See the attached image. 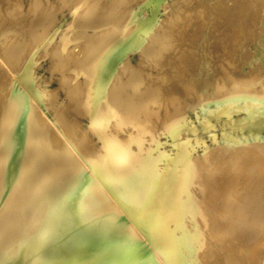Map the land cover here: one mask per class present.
<instances>
[{"label":"bare ground","instance_id":"bare-ground-1","mask_svg":"<svg viewBox=\"0 0 264 264\" xmlns=\"http://www.w3.org/2000/svg\"><path fill=\"white\" fill-rule=\"evenodd\" d=\"M121 1L30 0L23 17L21 0L1 1L0 60L12 74L0 76V264H264V96L231 97L251 84L223 71L219 93L229 97L211 106L245 111L242 120L226 119L249 132L237 143L257 149L232 156L221 144L222 152L195 156L179 137L187 123L173 101L187 86L171 76L215 73L210 61L198 66L190 49L210 34L200 19L188 27L183 7L182 20L170 18L174 27L147 35L152 19L128 21L125 7L137 3ZM65 12L77 20L56 41L57 15ZM154 39L160 50L149 67L161 70L169 94L163 114L149 111L148 94H140L144 68L137 73L124 55ZM44 58L67 100L35 80ZM159 131L173 137L174 155L160 152ZM233 138L224 133V142Z\"/></svg>","mask_w":264,"mask_h":264},{"label":"rangeland","instance_id":"rangeland-1","mask_svg":"<svg viewBox=\"0 0 264 264\" xmlns=\"http://www.w3.org/2000/svg\"><path fill=\"white\" fill-rule=\"evenodd\" d=\"M21 1L22 2H20V3H22V4L24 3L23 4L24 10H22L21 12L19 11L20 13L18 12V14H19V16L21 15L20 17H23V13L25 16L26 13L28 12L27 9L25 11V8L28 7V2L30 0H21ZM52 1L55 3L56 0H52ZM97 1L99 4L100 0H97ZM102 1L103 2L101 3V5H103L105 1H106L105 4L108 5V4H111L114 0L113 1L110 0L109 2H108V0H102ZM126 1L129 2L128 0H126ZM133 1L130 0L131 3L129 6L133 7L134 5H131L132 3H134V4L137 3V4L133 7V9L132 8L130 9V7H128V8L125 7L126 11L124 10L125 11L124 13H128L127 15H130V16L127 20L128 21L131 20L132 22H135V24L140 23L141 25H144L147 21L151 22V19H152V24L150 25V27L148 29L147 35L154 33L156 30L162 31V29L163 30L168 29L170 26L174 27L173 25H175V24L174 23L171 24L173 20H170V18H172L174 20L177 19L179 21L182 20L183 15L180 14V11L183 10V7H186L185 10L187 9L186 11L190 12L189 16L191 18V21L189 22L188 27H192L191 22L193 20L196 21V20L200 19V27H201L202 31H205V32L210 34L209 37L202 40L200 43H197V42L193 43L190 46V49L193 50L194 62L197 63L198 66H200V64H202L203 62H205V63L207 61L211 62V67L212 68L214 67L215 73L210 72L208 75H206L204 72L205 69H203V72H202L203 79L202 80H204V78H206L207 80H209V82L211 84H213V83L214 84L210 85L208 87V89L205 90V89L199 88L200 86L197 85L200 81H202L201 76H200V78L194 79L193 81L192 80L191 81H187V80L184 81L185 74H183L184 72L181 73V71L174 72V75L171 76L172 80L174 79L173 82H179L180 84L184 83V85L186 84L185 86H187V88H188V89L186 88V90H185V92L188 91L187 92L188 94L185 93L184 91H182V93L177 94V96H178L177 99L173 100L177 104V106H178L177 108H178L181 116H183V119L185 118V123H187L186 127L183 128V131L181 132V134L179 136L183 140V143H187L186 147H188V145H189V150L191 149V151L193 152V154H195V156L206 154L208 151H210L216 147L220 148L219 146L221 144H222V147L225 145V147H224L225 151L223 153H225V152L227 153V151L229 150L228 153H230L233 156L234 153L236 154L239 151H242V152L246 151V155H252V152H253L252 150H254V147H255L253 143L252 144H250L251 142L250 143H244V142L243 143H237L238 140H240L242 138V135L247 136L249 134V132H247L248 130L247 129L240 130L237 127H235L233 123L228 122V120L226 119V118H228L229 120H231V118L232 119L234 118L236 120H242L246 117L245 111H241L238 113H232V112L226 113L225 111H221L220 109L214 108L213 105L211 106V104L213 103V100H216V99L219 100V99H224V97L225 98L229 97V95L224 96V94L226 95L228 92L227 93L222 92V94L219 93L220 88H219V85L217 84V81L222 76L223 71H226V72L229 71L228 72L229 75H232L231 77H233V78L236 77V79H242V77H243L244 81L248 82V80H249V84H251V86H250L251 88L248 87V88H250L251 92L248 88H246V89L242 90V92H240V94L233 95L231 97H242V98L243 97H249L248 94L249 95L254 94V96H259V97L262 94V96H264V94H263L264 87H262L263 83H264L263 82L264 81V78H263V76H264V72H263L264 71V0H135L136 2H133ZM95 2H93V3H95ZM121 3H125V2L121 1ZM0 4H1L0 8L3 7L2 2ZM95 5H97V4L95 3ZM95 5H93V6H95ZM123 9L124 8H122L121 10H123ZM170 11L175 12V13L170 14ZM166 13H168V14H166ZM76 18H77L76 15L75 16L71 15V14L69 15L67 12H65L64 15L58 13V15H57L58 21L56 22V28L58 30L57 34L55 36L56 41L60 40L59 38L62 37L60 34H61V31L63 29H65V27H67L66 25L71 24L72 22L77 20ZM142 22H143V24H142ZM149 22H147V23H149ZM162 26H163V28H162ZM62 32L64 34V30ZM115 32L116 31L113 30L112 34H110V35H117V32H116V34H115ZM74 35L76 36V34H74ZM65 36H68V34ZM69 36L72 37L73 34L72 35L69 34ZM159 40H161V39H154L152 41H144L143 40L139 44V46L136 45L133 47L131 45V48H129V49L127 48L128 51L124 50L125 54H124V52H123V54L125 55V58H128V61L129 60L131 61V62L129 61V63L131 64L130 66L131 67L133 66L134 70L137 73L138 72H139V74L144 73V74H142L143 76L142 75L141 76L148 80L147 81L145 79H141L142 77L140 75H138V79L140 76L139 82L141 80L142 81L144 80V84L146 85V86L145 85L143 86L142 91L140 90L141 91L140 94H142V95L148 94L147 97L148 96L149 97H148L147 103H149L148 104L149 107L151 104V108H149L150 109L149 111H151V112L156 111L157 113L158 112L160 113V111H161V114H163L164 111H162V110L159 111V109L161 108L160 105H162V109L164 106L163 110H165V111L169 107V105H168L169 103L166 101L167 96H169V94H167V96H166V94L164 93L165 90L163 91V89H164L163 79H162V81L160 78L158 79V77L162 78L163 73L161 72V70H158L159 72H156L157 69L153 68L154 70H156V71H154L152 68L149 67L152 63L151 61L155 60L154 55L157 52L155 54H154V52L156 51V49H159V48L155 49L156 45L159 46V43L161 42ZM218 40H221L220 46L217 45ZM156 43H158V44H156ZM128 47H130V46H128ZM150 47L152 48L151 50H150ZM143 48H146L150 52H147V54H144L143 58L141 59L140 58L141 55H139V54H140V51L143 50ZM150 54H153V55L150 56ZM129 57H130V59H129ZM143 59H144V63H143L144 65L142 64ZM0 61L2 62V64L0 63L1 64L0 67L2 68V69H0V72L2 73V71L4 70V67L6 68L5 70L7 71L6 72L4 70L5 72L3 71V73L0 74V76H2L1 78H3V79H4V77L6 78V76H8L7 79H9L10 78L9 74H12V73H8L11 71L8 70L9 68L7 67V65H5V63L2 60H0ZM148 61H150V62H148ZM138 64L142 67H140L139 69H135V68H138V66H139ZM145 67H146V69L149 67L148 68L149 70L146 71ZM141 68L142 69L144 68L143 72H141V70H142ZM150 69H152V70H150ZM194 69H193V72L195 73L196 70L194 71ZM147 72H148V75H147ZM4 73H8V74L5 75ZM50 73L52 74V72H50V69H49L48 58H44L40 61L39 67L37 69V73L35 75V80L41 82L42 85H44L48 89H50V90L47 89L49 91V93L52 92L53 90H54L53 93L56 91L54 94L60 101L67 100L66 97H64V93L62 92V90L59 87L60 84H59V82H57L58 81V79H56L57 76L54 74L49 75ZM248 75H250V76H248ZM12 76H11V78H12ZM51 76H53L54 79ZM152 76H154V77H152ZM49 77L51 78L50 80L47 79ZM151 77L154 79H152ZM223 77H224V74H223ZM259 77H262V78H259ZM149 78H151V79H149ZM250 79H252L254 81V83H252L253 81L252 80L250 81ZM261 79H263L262 82H260ZM149 80H151V86L149 84L150 83ZM152 80H154V81L152 82ZM155 80L158 83H155ZM169 82L172 83V81H169ZM259 82L262 85H260ZM153 83H155L156 85H154ZM159 84L162 86H160ZM253 84H254V86L252 88ZM157 85H158V87H157ZM155 86H156V88H155ZM148 87H150V88H148ZM162 87H163V89H162ZM189 87L193 88V89H191L192 91L190 90ZM131 88H132L131 91L132 90L134 91L133 87H131ZM196 88H197V90H195ZM171 89L172 88H170V90ZM256 89H257V91H256ZM189 90H190V93H189ZM202 90H205L206 94ZM252 90H255V91H252ZM245 91H246L247 95L244 94ZM191 92L194 94L193 96H195V97H196L195 94L198 95L196 97V100L194 99L195 97L193 98ZM242 93H243V96H242ZM163 95H165L164 96L165 98L163 97ZM160 97H162V98H160ZM174 97H176V95ZM221 97H223V98H221ZM47 98H49V96ZM178 99H179V101H181V104L184 105L185 111H183V112L181 111L182 108L181 107L179 108L180 102L177 101ZM188 99H192V102L190 103ZM156 100H157V102H156ZM161 101H163V102H161ZM164 101H166V102H164ZM154 103H156V104H154ZM194 103H195V105H194ZM152 105H153V107H152ZM155 105H156V107L157 106L158 107L156 108ZM186 106L188 109H186ZM77 110L79 113L82 111V108L81 109L79 108ZM213 112H222V116H214L213 114H210ZM159 133H158L159 135L157 134L159 136V137L157 136V139H158V145L160 147L159 148L160 152H165L168 155H174V153H176L177 147H175V145H174V141L172 140L173 137L168 135V134H163L160 131H159ZM224 133L230 134L234 138L229 140V141L224 142ZM260 134L262 135L261 141H263V143L261 145L264 147V130ZM249 140L250 139H248V141ZM146 143H149V142L146 141L145 144ZM155 144H156V142H154V146L157 145V144L156 145ZM252 145H253V147L251 148ZM247 146H250V147L248 148ZM239 148H240V150H239ZM243 148H245V150ZM217 149H215V150H217ZM255 149H257V148L255 147ZM222 151L220 148V152H222ZM218 152H219V149H218V151H216V153H218ZM249 153H251V154H249ZM174 157L175 156H173V158Z\"/></svg>","mask_w":264,"mask_h":264}]
</instances>
